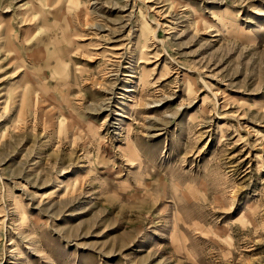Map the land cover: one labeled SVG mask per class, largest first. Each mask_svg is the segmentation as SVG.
I'll list each match as a JSON object with an SVG mask.
<instances>
[{"label": "rangeland", "instance_id": "obj_1", "mask_svg": "<svg viewBox=\"0 0 264 264\" xmlns=\"http://www.w3.org/2000/svg\"><path fill=\"white\" fill-rule=\"evenodd\" d=\"M0 264H264V0H0Z\"/></svg>", "mask_w": 264, "mask_h": 264}]
</instances>
